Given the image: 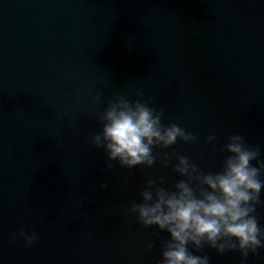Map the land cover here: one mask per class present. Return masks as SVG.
<instances>
[{"label":"water","instance_id":"95a60500","mask_svg":"<svg viewBox=\"0 0 264 264\" xmlns=\"http://www.w3.org/2000/svg\"><path fill=\"white\" fill-rule=\"evenodd\" d=\"M138 90L198 137L170 155L219 171L224 155L204 143L214 132L218 146L244 136L264 160V0H0V264H160L169 235L127 209L147 179L171 189L181 177L159 161L106 172L91 147L107 101ZM246 264H264V250Z\"/></svg>","mask_w":264,"mask_h":264},{"label":"clouds","instance_id":"9594fccd","mask_svg":"<svg viewBox=\"0 0 264 264\" xmlns=\"http://www.w3.org/2000/svg\"><path fill=\"white\" fill-rule=\"evenodd\" d=\"M136 95L139 99L118 94L107 101L99 113L101 130L91 137V147L105 153L106 172L115 171L117 164L129 173L137 167L153 169L159 161L161 168L171 167L181 179L171 189L164 176L147 179L140 201H133L127 214L144 228L169 235L161 247L160 264H209L205 249L219 254L238 252L241 264H246L250 254L264 250V228L257 214L258 206H264L260 147L248 144L239 134L228 136L218 146L213 132L204 143L218 148L224 159L219 171L205 172L188 156L167 151L178 142L193 144L198 137L177 123H163L165 109L157 111L149 106L150 100L142 102V91ZM95 99L102 102V93ZM100 189L108 190L109 185L103 183ZM19 235L25 247L39 239L35 233ZM155 247V242H148L149 251Z\"/></svg>","mask_w":264,"mask_h":264}]
</instances>
